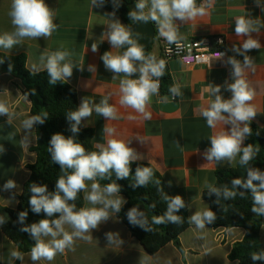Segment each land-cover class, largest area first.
Here are the masks:
<instances>
[{
  "label": "crops",
  "instance_id": "obj_1",
  "mask_svg": "<svg viewBox=\"0 0 264 264\" xmlns=\"http://www.w3.org/2000/svg\"><path fill=\"white\" fill-rule=\"evenodd\" d=\"M129 1L133 2L131 8L134 9L136 0ZM11 2L0 0V34L14 30L8 15ZM45 3L54 11V23L58 25L52 35L48 38H25L12 50L0 49V52L26 55L27 69L37 73L44 71L40 64L41 55L50 54L61 49V46L70 51V60L75 67L73 75L66 82L76 89L79 105L82 98L99 103L102 98L110 95L109 103L116 109L115 120H105L93 111L92 116L82 122L83 129L94 131L93 147L100 150L111 139L130 142L129 147L137 153L135 162L149 164L160 173L170 195H180L184 199L189 217L208 207V202L203 198V193L207 191L205 180L215 185L216 172L235 168L239 161L237 156L232 166L227 162L218 165L214 161L208 162L204 157L205 150L210 147L209 138L230 129V125L223 124H218L214 129L207 126L201 113L214 99L208 85H221L223 98H231L232 93L225 90L227 84L232 82L231 65L226 61L228 57L243 60V56L233 52L232 48L240 46L246 39L235 35V20L244 16L264 23V0H259L260 6H257L255 0H197L198 6L206 4V14L188 22L176 21L181 39L224 36L227 55L213 61L211 67L188 66L179 59L166 62L172 81L174 85L180 86L182 96L173 98L171 95L164 100L160 91L153 95L146 108L150 119H145L143 114L119 103L120 79L123 77L112 79L113 73L105 69L101 60L104 52L112 50L108 41H102L101 37L111 23L106 13L111 12L101 6L92 7L91 0H45ZM209 3L210 6H207ZM120 22L125 25L123 21ZM154 25L156 35L152 52L160 60L163 59V38L157 25ZM252 36L259 40L261 47L247 53L253 60L254 71L246 70L244 78L249 88L255 90L251 104L257 115L252 121L264 127V28ZM92 43L98 45V51L92 52ZM112 52L120 54L123 51L121 48L113 49ZM90 65L95 66V72L88 70ZM81 67L83 71L79 70ZM20 87L18 79L8 74L0 75V101L7 104L11 114V123L7 122L8 117L0 116V146L5 149L0 153V205L9 209L17 208L16 195L22 193L30 177L26 165L36 161V155L30 151L37 142L35 126L31 133H26L22 126V122L31 116V102L22 95ZM22 138L26 140L25 145L20 142ZM8 179L16 182V189L3 190V184ZM87 183L90 188L92 182ZM85 206L90 205L84 201ZM65 228L72 231L67 225ZM108 232L115 235L113 244H108L106 240L105 233ZM245 233L243 228L213 229L208 225L199 230L190 223V227L179 238L183 250L170 243L155 255H150L117 214H112L98 229L88 233L92 236L91 241L76 239L71 249L57 254L53 261L41 260L36 264H239L231 261L229 255L234 245L244 239ZM260 239L264 247V218ZM12 250H17V247L5 237L0 226V264H9ZM23 256L20 264H33L30 252ZM16 261H12V264Z\"/></svg>",
  "mask_w": 264,
  "mask_h": 264
},
{
  "label": "clouds",
  "instance_id": "obj_2",
  "mask_svg": "<svg viewBox=\"0 0 264 264\" xmlns=\"http://www.w3.org/2000/svg\"><path fill=\"white\" fill-rule=\"evenodd\" d=\"M106 2L107 0H99L98 4V0H91V5L92 7L103 6ZM111 2L113 11L106 13L111 23L101 35L102 41L106 39L112 50L127 47L120 54H113L112 50L106 51L101 56V60L105 69L113 73L112 79L123 77L120 79L119 103L143 114L145 119H150L151 116L146 112V108L152 96L159 93V81L164 76L166 62L163 59L158 60L154 55H145L144 46L138 43L137 39L141 34L134 35L131 28L115 18L121 0H111ZM255 2L257 6H260L259 0ZM207 6H210V3ZM205 14L206 4L202 3L198 6L197 0H136L134 9L128 12V17L134 22L155 23L162 38L169 44L179 45L181 36L176 21L188 22ZM8 15L14 30L0 34V49L4 50H12L25 38H48L58 27L54 23V11L45 3V0H12ZM261 28H264V23L259 20L244 16L236 18L235 35L246 37V39L240 46L232 48L233 52L243 56V60L228 57L226 61L232 69V82L225 88L232 93L231 98H223L221 85L209 84V91L214 99L201 113L209 128L214 129L218 124L230 125L228 131H220L209 138L210 147L204 152L205 159L208 162L214 161L218 165L227 162L229 166H232L239 156V164L246 168V178H233L231 187L228 185L222 188L216 187L205 180L208 194L215 193L218 198L216 203H219L220 197L224 200H233L238 195L243 197L246 193H251V212L256 216H264V171L250 165L258 149L244 143L252 133L249 122L257 115L256 109L251 104L255 97V90L249 88L244 74L248 69L254 71L253 60L247 53L260 49L259 40L254 39L252 34L259 33ZM91 50L98 51V45L92 43ZM71 55L70 51L61 46V49L40 56V64L49 77V84L64 83L73 75L75 65L70 60ZM225 55V52L218 51L215 53V58L220 60ZM2 63L4 59H0V64ZM11 70L12 65L9 64V71ZM79 70L83 71V68ZM88 70L95 72L96 68L90 65ZM134 75L136 78H133ZM169 91L173 98L182 96L179 85L170 87ZM29 94L35 95V89H32L31 93H25L26 97ZM109 99L110 95L102 98L99 103H94L82 98L79 107L66 115L73 135L66 137L61 133H55L50 138L48 152L52 162L59 165L63 174L55 181L54 191H49L47 184L31 183L29 187L31 195L28 199L31 211L35 214L44 213L45 218L26 224L28 211L25 210L18 213L16 221L21 225L20 231L28 233L35 241L30 251L33 264L41 260L53 261L57 254L71 249L76 239L91 241L92 236L88 233L98 229L112 214L120 213L122 206L127 203L120 194L121 186L116 181L128 179L132 175L131 165L138 157L136 151L129 147L130 142L111 139L108 140L107 146L101 147L99 151L86 152L85 147L75 138L81 130L82 122L90 118L93 111L105 120L117 118L116 109L109 103ZM163 99L167 100V97ZM0 116L8 117L7 122L11 123L9 107L2 101H0ZM47 119V112L29 116L22 122L23 129L26 133H31L34 126L43 125ZM105 131L113 130L105 129ZM20 142L25 145L26 140L22 138ZM4 151V147L0 146V153ZM113 173H115L113 182L104 186L97 182L98 178L112 180ZM153 177L152 168L137 166L134 173L135 181L130 186L134 189L145 187L149 182L160 185L161 181L153 180ZM88 181L92 182L90 188ZM16 187L17 184L12 179H8L3 184L4 191H12ZM80 192L85 193L83 199L90 206L77 209L74 202ZM12 198H15V193ZM164 200L167 202L165 213L159 216L154 215L151 222L145 212L138 207L130 208L126 213L129 224L133 227L139 226L145 232L153 231L152 225L182 224L183 217L177 214L180 209L185 208L182 196L165 195ZM216 218V213L211 208L205 207L193 213L189 217V222L197 229L203 230L206 225L213 224ZM8 221L9 217L6 220L4 216H0V226ZM66 225L72 231H67ZM105 237L108 244L115 242L113 233H105ZM23 259L21 252L12 250L9 264L15 260L22 262ZM251 260L264 261V251L251 253Z\"/></svg>",
  "mask_w": 264,
  "mask_h": 264
},
{
  "label": "trees",
  "instance_id": "obj_3",
  "mask_svg": "<svg viewBox=\"0 0 264 264\" xmlns=\"http://www.w3.org/2000/svg\"><path fill=\"white\" fill-rule=\"evenodd\" d=\"M99 4V0H98ZM133 2L129 0H121L120 7L116 10L115 16L123 21L125 25L130 28L135 22L128 17V12L132 10ZM103 9L112 12L113 4L111 0L101 6ZM122 48V51L126 50ZM145 55H154L152 52V44L149 51ZM155 56V55H154ZM0 59H4V63L0 64V75L8 74L20 81V88L22 95L26 97L25 93H31L35 89V95L29 94L28 98L31 102V116L48 113V119L43 125L35 126L36 145L30 149L36 155V161L33 164L26 165L30 172V177L24 184L23 191L18 198V206L16 209H9L0 205V216H4L9 221L1 226V230L5 237L15 244L17 250L23 255L31 251L35 241L32 240L28 233L21 232V225L16 223L18 213L21 211H28V216L25 221L26 224L38 222L45 218L44 213L35 214L31 211L28 205V199L31 195L29 192L30 184L35 182L37 184H47L49 191H54L55 181L63 173L59 165L54 164L48 152V145L50 138L55 133H61L68 137L73 135L70 131V122L66 119L67 113L76 110L79 107L77 91L68 84L57 83L51 85L48 83V75L46 71L33 73L27 69V57L21 55H9L0 52ZM9 64L12 65L11 72L9 71ZM160 94L161 97H168L170 87L174 86L168 67L166 66L164 76L160 79ZM252 133L245 140V145L251 144L254 149H258L255 158L250 161V165L258 167L264 171V127H259L253 121L249 122ZM94 131L92 129H83L76 134L77 142L81 143L86 152L99 151L93 147L92 140ZM137 166H148L152 168L154 177L153 180L159 179L160 185L154 182H149L145 187L132 188L130 185L134 183V173ZM132 175L128 179L116 181L121 186V195L127 199V203L122 207L120 213L117 214L121 222L127 226L133 237L143 246V248L150 255H155L162 248L168 244H174L179 250H183L179 238L189 227V216L187 207L182 208L177 213L183 217L182 224L165 223L161 225H152L153 231L145 232L139 226L133 227L129 224L126 213L132 207H138L145 212L146 216L151 222L154 215H163L167 209V202L164 196L172 197L167 189L165 181L160 173L151 165L146 163L133 162L131 165ZM216 187H223L228 185L231 187V180L233 178H246V168L241 166L238 162L237 167L217 171ZM115 180V173L112 174V180L97 179V182L104 186L107 183ZM162 189V191L160 190ZM241 191H243L241 189ZM83 192L78 193L77 199L74 202L77 209L84 207ZM203 198L208 202V208H211L216 213V220L213 224L208 225L213 229H232L243 228L246 233L244 239L234 245L229 259L237 261L239 264H264V261L253 262L251 260V253L264 251L261 244L260 232L264 216H256L251 212L252 196L251 193H246L245 196H237L233 200H224L219 198V203H216L217 196L215 193L209 195L208 190L203 193ZM72 203V202H70ZM15 264H20L17 260Z\"/></svg>",
  "mask_w": 264,
  "mask_h": 264
},
{
  "label": "built area",
  "instance_id": "obj_4",
  "mask_svg": "<svg viewBox=\"0 0 264 264\" xmlns=\"http://www.w3.org/2000/svg\"><path fill=\"white\" fill-rule=\"evenodd\" d=\"M161 49L165 62L179 59L188 66H209L213 61H217L215 53L218 51L225 52L227 55L226 39L222 35L180 39L179 45L169 44L163 38Z\"/></svg>",
  "mask_w": 264,
  "mask_h": 264
},
{
  "label": "water",
  "instance_id": "obj_5",
  "mask_svg": "<svg viewBox=\"0 0 264 264\" xmlns=\"http://www.w3.org/2000/svg\"><path fill=\"white\" fill-rule=\"evenodd\" d=\"M133 34L140 33L137 38L138 43L144 46L145 52L149 51L151 44L153 43L156 35V27L153 22H135L131 27Z\"/></svg>",
  "mask_w": 264,
  "mask_h": 264
}]
</instances>
